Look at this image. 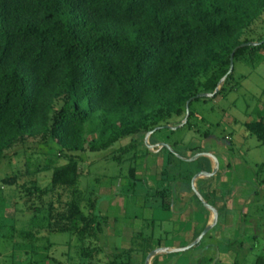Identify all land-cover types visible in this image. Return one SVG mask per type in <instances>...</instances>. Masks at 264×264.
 <instances>
[{"label":"trees","instance_id":"16d2710c","mask_svg":"<svg viewBox=\"0 0 264 264\" xmlns=\"http://www.w3.org/2000/svg\"><path fill=\"white\" fill-rule=\"evenodd\" d=\"M258 52L264 53V0H0V160L15 143L35 137L52 139L65 159L34 171H49L43 186L34 178L20 183L18 174L1 179L29 200L38 224L31 232H67L77 238L83 264H102L96 242L106 219L81 211L77 153L132 136L111 158L119 164L131 153L127 159L133 164L139 158L135 137L154 127L151 134L172 131L168 127L184 119L188 99L186 120L175 129L195 130L190 102L205 99L196 95L211 94L219 85L212 98L222 92L232 77L231 54L233 62ZM252 116L243 130L264 143V103ZM168 145L179 156L204 151L181 142ZM159 152L164 156L160 185L189 180L197 171L196 165L176 173L172 151ZM134 172L130 165L132 179ZM169 192L162 186L152 195L161 201ZM203 236L192 250L202 246ZM135 240L127 249H112L103 264H130ZM139 245L144 249L142 239ZM158 255L151 264H159ZM205 261L199 254L194 264Z\"/></svg>","mask_w":264,"mask_h":264},{"label":"rangeland","instance_id":"374dc122","mask_svg":"<svg viewBox=\"0 0 264 264\" xmlns=\"http://www.w3.org/2000/svg\"><path fill=\"white\" fill-rule=\"evenodd\" d=\"M232 68V77L224 83L220 94L193 100L189 104V109L195 114V130L207 131L208 137H198L194 128H174L172 131L162 128L148 136L146 143L145 135L136 136L135 152L139 158L133 164L127 159L131 153L122 157L119 164L111 158L114 150L127 144L132 136L121 138L104 149H85V152L77 153L80 158L77 187L81 195V211L84 214L91 211L106 219L96 242L101 248L99 257L102 264L106 262L104 255L110 254L112 249H127L134 238L136 254L130 255V264H139L141 260L143 263L150 252L140 249L141 239L146 249L148 238L151 239L149 244L155 239L169 244L182 238L181 232L186 223L180 226L174 220L166 222L164 220L170 212L156 208L158 197H153L152 193L157 186L153 177H160L164 156L160 164L159 159L148 153L153 149L149 138L160 139L164 141L160 143L166 144L181 142L182 147L190 145L186 146L188 149L200 147L204 153L215 158L219 166L220 170L215 169L217 178L224 182L221 185L218 183L217 191H212V194H220L226 203L232 202V206L221 212L215 229L206 232L201 241L203 244L207 238L218 236L217 252L222 255V261L212 259L204 264H264V143L256 141L242 127L243 123L252 119L253 111L259 110L264 103V53L258 52L249 60H234ZM222 79L219 78V82ZM57 151L58 146L47 137L25 138L4 151L5 157L0 160V264H83L78 256L76 237L67 232H31L38 224L37 217L31 215L29 200L26 201L27 198L15 184H1L3 177L18 174L20 183L34 178L40 186L45 185L49 171H34L39 167L64 163L65 159ZM190 151H184V156H193ZM199 159L197 162H186L173 158L176 173L192 169L203 158L200 156ZM130 165L136 171L133 179L128 176ZM224 166L229 169L225 173L227 168ZM147 174L153 177L147 180L144 178ZM92 199L93 209L90 210L88 204ZM172 205L175 207L176 204ZM222 219L229 224L223 226ZM28 231L33 233L32 237L23 238ZM182 254L178 252L175 257L178 263L184 264L188 260L187 253Z\"/></svg>","mask_w":264,"mask_h":264},{"label":"crops","instance_id":"0c3cea01","mask_svg":"<svg viewBox=\"0 0 264 264\" xmlns=\"http://www.w3.org/2000/svg\"><path fill=\"white\" fill-rule=\"evenodd\" d=\"M149 140H150L149 142H150L151 146H153V149H151V150L149 149L150 150L149 153H150V155H153L155 157V159L156 158L159 159V163L161 164L163 154L161 152H159V149L158 150L156 149V146L158 143L164 142V141H162L160 139H152V138ZM186 146L189 147L190 145H186ZM197 146H199V145H197ZM178 148H181V147L178 146ZM190 152H193V153H191V155L199 153L198 150L197 151H190ZM203 152H205V151H203ZM183 156H184V152H183ZM200 156H203V159H201L199 164H196L197 165L196 166L197 171L195 173H197V172L208 173V171L210 173V171L212 169V161L210 160V158L207 157V155H200ZM184 157H186V156H184ZM198 160H200V159H198ZM227 165L229 166V164H227ZM228 166L223 167V168H227L224 171V173L227 170H229ZM218 167L219 166L217 165V169H219ZM192 172H194V171H192ZM195 173H193L192 176ZM134 175H135V173H134ZM145 177L148 180V177H153V176H150V174H147L144 176V178ZM191 177L189 180H180V179L176 180V181L170 180V182L162 183V185L159 184L160 183V181H159L160 177L159 176L157 178L153 177V180L155 182V185L157 186V189L164 186V187L169 188V190H170L169 194L166 197H164L166 199H162L160 201V199L158 198V202L156 205V208L162 210L163 212H168V211L170 212V215L169 214L166 215V220H164V221L172 222V220H174V221H176V223H179L180 226L184 225L186 223L185 224L186 227H184L183 231L181 232L182 238L179 241L173 240L169 244H164L162 240L160 241L158 239H155L153 242L150 243L153 247L152 246L150 247L149 239H147L148 244H146V246H145L146 249L144 248L145 250L151 251L154 248L161 247V246L168 247V248H176V249L182 248L192 240V235H193V232L195 230H197L199 228L202 229L205 226V224L209 223V221L211 219V216H209V214H211V213L208 212L202 206V204L200 203L198 198L194 195L193 191L191 190V184H190L191 183ZM217 177H218V175L216 174V171H215V173L211 177H208V178L205 176L198 177L195 179L194 183H192L196 192L202 197V199L204 200V198H207V201H208L207 205L212 207L214 209V211L217 212L216 223L210 229L209 232H211L215 229L221 212L222 213L225 212V210L230 209V207L232 206V202L226 203V200H223L224 198H222L220 194H219V196H216V195L213 196L212 191H214V192L217 191V189H218L217 184L219 183L221 185L224 182L223 179H221V178L219 179ZM135 178H136V176H135ZM176 179H177V177H176ZM149 187H152V186H149ZM203 187L205 189H207V191L204 190ZM175 188L177 191H175ZM176 192H178L179 197L176 195L177 194ZM228 196H229V193H228ZM153 197H156V196H153ZM163 200H165V201H163ZM166 200L168 202H166ZM172 203H175L178 206L176 207V205H175V207H173ZM221 222L220 223L223 224V226L225 224H229L224 219H222ZM221 224H220V226H222ZM207 239H206L207 241L205 240L203 242L202 246H200L198 248H194L193 250L190 247V248L185 249V251H183L182 255L187 253L186 256L188 259V260H186V256H185L184 260H186L187 262H185L184 264H194V259L199 254H201L204 257V261L207 259L206 261L208 263H209V261H208L209 258H213L214 261H217V260L219 262L222 261V260H220V257L222 255L221 254L219 255L217 252V248H218L217 246H219V245L216 242L219 241V237L218 236L212 237V238L209 237ZM223 254H225V253H223ZM175 256L176 255L171 254V252H169L168 254L159 253V255H158L159 264H181V263H178L177 257H175Z\"/></svg>","mask_w":264,"mask_h":264},{"label":"water","instance_id":"95a60500","mask_svg":"<svg viewBox=\"0 0 264 264\" xmlns=\"http://www.w3.org/2000/svg\"><path fill=\"white\" fill-rule=\"evenodd\" d=\"M246 44H253V43H246ZM232 55L233 54H231L230 57L228 58V70L227 71H230L231 70V67H232V57H233ZM216 89L217 88H215L214 90L216 91ZM212 95L213 94L198 93L196 96H207V98H209ZM189 101H190V99L186 100V102H185V115H184V119L181 121V123L177 127L176 126H172V127L169 126L168 128L174 129V128H178V127H181L182 126V124L186 120V116H187V113H188L187 112V106H188V102ZM156 128L157 127H154L150 132H147L145 134V140H144L145 143H146L147 137ZM149 147L150 146H148V148ZM161 147H165L166 149H169L170 151H172V153L176 156V158L179 159V160H181V161H183V160L184 161H192V160L196 159L199 155H207V157L210 158V160L212 161V169H211L210 173H205V172H197V173H195L191 177V183L190 184H191V188H192L191 190L193 191L194 195L198 198V200L200 201V203L202 204V206L208 212H210L212 215H211V219H210L209 223L208 224H205V226L199 231V233L187 245H185V247L177 248L176 249V248H168V247L161 246V247L154 248L152 251H150L146 255V257H145V259L143 261V264H148V261L150 259H152L153 256L156 255V254H159V253H167V252H176V253L183 252V251H185V249L190 248V247L196 245L197 242L202 238V236L206 232H208L215 225V223H216V214H217V212L214 211V209L212 207H210V206L207 205V203L202 199V197L196 192V190H195V188H194V186L192 184V183H194L195 179L198 178V177L205 176V177L208 178V177H211L214 174L215 169L217 168V163H216L215 158H213L211 155H208V154H206L204 152L196 153V154H194L191 157H184V156L182 157V156L177 155L176 152L172 148H170V146L168 144H166V143H158L156 149H160Z\"/></svg>","mask_w":264,"mask_h":264}]
</instances>
